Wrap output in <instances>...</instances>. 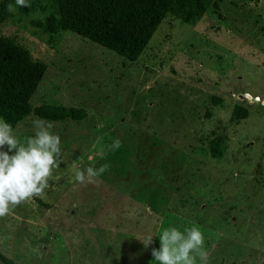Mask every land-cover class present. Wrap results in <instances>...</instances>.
Masks as SVG:
<instances>
[{
	"label": "rangeland",
	"instance_id": "374dc122",
	"mask_svg": "<svg viewBox=\"0 0 264 264\" xmlns=\"http://www.w3.org/2000/svg\"><path fill=\"white\" fill-rule=\"evenodd\" d=\"M210 2L192 24L167 14L135 62L71 32L49 45L47 13L8 10L0 37L46 66L30 104L86 118L52 122L62 162L42 194L0 217V256L154 264L164 228L195 224L208 264H264V0ZM236 107L245 119L231 118ZM34 119L18 122V138L33 134ZM105 164L93 183L74 181V166Z\"/></svg>",
	"mask_w": 264,
	"mask_h": 264
},
{
	"label": "trees",
	"instance_id": "16d2710c",
	"mask_svg": "<svg viewBox=\"0 0 264 264\" xmlns=\"http://www.w3.org/2000/svg\"><path fill=\"white\" fill-rule=\"evenodd\" d=\"M28 0L27 7L16 8L22 15L41 11L47 13L39 27L52 45L61 32H71L114 54L135 62L167 14L184 24L200 17L211 0ZM257 2V0H253ZM0 0V23L6 18L8 4ZM217 8V4H213ZM44 64H33L24 51L0 37V118L14 128L29 116L51 122L81 121L86 111L55 105L33 107L30 102L45 73ZM247 112L236 107L231 118L245 119ZM209 154L220 159L223 151L216 141L211 142ZM2 264H14L0 256Z\"/></svg>",
	"mask_w": 264,
	"mask_h": 264
},
{
	"label": "clouds",
	"instance_id": "9594fccd",
	"mask_svg": "<svg viewBox=\"0 0 264 264\" xmlns=\"http://www.w3.org/2000/svg\"><path fill=\"white\" fill-rule=\"evenodd\" d=\"M8 10L27 7L28 0H14ZM53 123L42 118L33 120V134L21 140L12 125L0 118V217L8 215L16 205L42 194L48 180L61 161L60 136L51 131ZM120 146L119 140L111 144L113 150ZM103 154L101 153V156ZM107 170V165L81 170L74 166L76 183H93ZM152 234L138 239L145 248L152 244ZM159 247L152 248L154 264H208L204 249V237L198 225L193 224L182 231L174 226L166 227L159 235Z\"/></svg>",
	"mask_w": 264,
	"mask_h": 264
},
{
	"label": "water",
	"instance_id": "95a60500",
	"mask_svg": "<svg viewBox=\"0 0 264 264\" xmlns=\"http://www.w3.org/2000/svg\"><path fill=\"white\" fill-rule=\"evenodd\" d=\"M241 98H243V96H241Z\"/></svg>",
	"mask_w": 264,
	"mask_h": 264
}]
</instances>
